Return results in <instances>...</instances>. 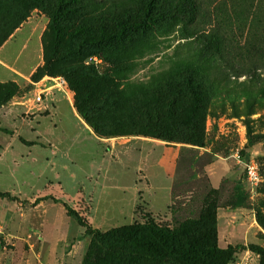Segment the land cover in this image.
<instances>
[{"label": "rangeland", "instance_id": "1", "mask_svg": "<svg viewBox=\"0 0 264 264\" xmlns=\"http://www.w3.org/2000/svg\"><path fill=\"white\" fill-rule=\"evenodd\" d=\"M197 2L200 11L194 25L199 29L217 32L221 36V60L203 55L198 41L180 39L179 18H161L158 15L160 10L170 9L169 0H160L149 14V0H31L25 3L20 0H0V37L27 11L29 16L25 21L31 19L39 22L37 30L32 29V24L26 25L4 48L1 57L9 63L17 58L19 67L27 71L37 63L39 52L43 59L44 50L52 49L53 43L58 42L59 53L64 54L63 63L90 64V58L97 57L101 59V63L91 64L99 71L118 67L113 74L119 79V85L124 88L127 98L115 105V108L104 107L102 113L92 115L97 121L108 119L120 124L136 122L144 115H133L128 113V109L133 107L136 112H140L139 109L146 100L149 104H155L149 105L151 117H156L153 113L156 107L162 112L163 118H169L173 113L164 112L167 109L164 98L169 92L172 93V103L174 100L182 102L181 107L179 104L173 106L177 111V114L173 115L176 120L185 118L189 108L192 109L191 106L199 111L197 117L204 119L202 145L147 136L178 148L176 174L171 192L172 203L165 212L152 215L145 200L148 199L153 211H162L166 206L168 194L162 189V170L166 167L161 162L165 148L158 144L152 145L153 157L160 167L150 168L152 162H147L150 158H147L146 152L148 144L141 141H132L117 148L119 158L112 162L108 159L104 163L100 157V149L88 143L89 155L75 156L74 163H69L74 167L71 174L65 172L61 168L63 165H60L46 169L40 181L36 178L37 164L29 166L25 171L17 166H11L8 171L0 165V190H19L26 193L31 192L29 187L33 185L37 192L48 191L62 196L60 190L63 188L64 192L70 194L68 197H62L65 203L72 210L81 213L90 225V222H93L94 226L98 225V228L105 230L141 221L143 214L151 215L155 220L170 226H177L185 219L197 217L204 198L215 188L218 189L216 197L221 203L217 209L220 246L239 243L263 246L264 0ZM144 20L147 21L146 24L143 23ZM115 29H123L124 34L110 40L102 39L109 30ZM39 33H42V36L38 52ZM81 41L85 44L82 51L68 54L67 48H75ZM32 74L17 80L0 76V108L21 93L26 95L23 103L13 104H22L26 108L24 117L32 120L36 108L34 102H38L32 98L36 92L42 93L43 87L49 82H58L71 91L74 103L76 92L68 87L61 74L45 75L39 79H34ZM12 82L17 84L18 90L11 96L9 90L13 88ZM34 87L37 88L32 91ZM158 91H162V94H156ZM159 94L161 95L157 96ZM16 124L20 138L33 140L31 148L46 146L40 138H35L29 132L30 121L20 126L19 121L8 119L5 122L1 119L0 129L5 131L6 126ZM97 135L108 139L130 138L134 134ZM3 138L7 136L0 134V141ZM64 140L57 139L62 143V147L66 145ZM18 146L26 148L19 141L16 142L15 148ZM123 150H127V153ZM237 152L242 161L235 158ZM249 159H254L260 168L261 179L256 184L249 182L245 174L244 162ZM91 164L94 168L101 169V176H98L99 169L94 170L92 175L88 174L86 166ZM139 166L145 173H150L151 181H155L160 189L147 192L141 188L142 194H139L136 200L138 209L136 210L135 205L133 217L131 205L136 196L134 188L150 186V180L138 171ZM56 173L59 180L55 179ZM45 179L52 182L48 181L47 184ZM56 188L60 190L57 191ZM12 194L13 199H6L16 207V211L22 208L25 202L34 205L32 201L35 196L25 200L19 199L15 192ZM98 196V209L92 213L94 198ZM238 199L242 200L241 206L230 208L229 206ZM111 200H119L121 211L108 204ZM3 210L0 203V264H63L61 260L65 252L70 256L68 264H80L90 236L84 234V228L75 218L70 219L71 225H66L65 230L71 238L76 239L69 241L66 246L55 245L58 248L54 250L49 247L46 249L45 245L43 249L39 246L31 250L30 244L36 246V243L41 242L39 236L34 234L35 230H29L26 236H13L6 225ZM79 236L81 237L78 238ZM251 254L258 258L257 254L243 250L229 264H236L244 255L246 260H249Z\"/></svg>", "mask_w": 264, "mask_h": 264}, {"label": "trees", "instance_id": "2", "mask_svg": "<svg viewBox=\"0 0 264 264\" xmlns=\"http://www.w3.org/2000/svg\"><path fill=\"white\" fill-rule=\"evenodd\" d=\"M20 1L25 3L31 0ZM159 1L149 0L148 14L149 11L153 10V6L158 5ZM169 3L170 9L167 11L162 9L158 15L161 18H179L180 39L198 41L203 55L221 60L223 58L221 36L217 32L199 29L194 25L200 11L197 0H169ZM28 16L29 12L27 11L8 32L0 37V47ZM153 19L150 18V20ZM143 23L146 24L147 21L144 20ZM121 34H124L123 29L121 31L109 30L107 34L102 36V39L110 40L112 37ZM84 46V42L81 41L80 45L77 44L75 47L78 49L68 47V54L79 53ZM62 58H64V54L59 53L58 42H54L52 49L44 50L43 63L37 66L32 77L39 79L45 75L61 74L68 87L73 88L76 92L73 98L76 110L95 133L102 136L134 134L202 145L204 119L197 117L199 111L191 106L192 109L189 108L185 118L176 120L173 115L177 114V111L173 106L179 104L181 107L182 102L174 100L172 103L170 101L172 99L171 92L164 98L167 102V109L164 112L173 113L169 118H163L162 112L156 107H154L153 112L156 117H151L149 105H153L154 102L149 104L147 100L139 109L140 112H136L133 107L128 109V113L133 115L135 113L144 115V117L141 116L136 122L130 124H120L118 121L108 119L97 121L92 118V115L97 116L96 113H102L104 107L115 108V105L126 100L127 93L119 85V79L113 74L118 67H108L99 71L91 63H63ZM11 85L13 88L9 90V95L12 96L18 90V86L13 82ZM161 92L158 91L156 94ZM113 111L111 110V112ZM27 143L31 144V142ZM217 193L218 189H211L204 198L198 216L185 219L177 226H170L155 220L151 215L143 214L141 221L101 230L92 227L81 213L72 210L64 202L67 214L75 218L78 224L84 228L85 235L90 236L80 264H229L243 250L257 254L258 264H264V245L239 243L236 245L228 244L225 247L220 246L217 209L221 203L218 202ZM0 197L13 199L9 192L3 191H0ZM45 198H36L33 204ZM54 200L60 201L56 198ZM241 203L242 200L238 199L229 207L236 208L241 206ZM137 209L138 206L136 205Z\"/></svg>", "mask_w": 264, "mask_h": 264}, {"label": "crops", "instance_id": "3", "mask_svg": "<svg viewBox=\"0 0 264 264\" xmlns=\"http://www.w3.org/2000/svg\"><path fill=\"white\" fill-rule=\"evenodd\" d=\"M28 24L33 25V30L38 29L39 22L28 19L24 21V23H22L18 28H16L15 31L10 35V37L0 47V76L12 80H17L21 77H28L34 72L37 66L43 63L42 54L39 52L42 33L38 34V61L32 67H30V69H27V71H24L22 67H19L20 65L17 62V58L13 59L12 61H10L11 63H9L7 60L2 59L1 57L4 48L9 44V42L15 39L17 35ZM56 83L58 84V82H49L46 83V85L43 87L44 90L42 92L41 100L38 102H34V106L36 108L34 110L35 116H33L32 120H27V118L24 117L23 113L26 111V108H24L22 104H13L14 102L23 103L26 95H21L20 93L19 95L13 97L11 100L2 105V107L0 108V120L3 119L5 122H7L8 119L13 120L14 122L19 121L20 126H23L26 122L30 121V124L28 125V129L30 130L29 132L31 133V135H34L35 138H40V140L45 143L46 146L42 147L38 145L39 148H31L33 140L31 138H27L26 140L20 138L21 134L18 132L19 129L17 127V124L12 126L9 125V127L6 126L5 129L7 131H4V129H0V134H5V136H7V138H3V140L1 139L0 141V165H3L4 168L8 169V171L9 169H11V166L24 168L25 171L29 166L37 164L38 168L36 178L37 181H40L46 169L55 168L60 165H63V167L61 168L64 169L65 172L67 171L68 174H71L74 167L72 168L69 163H72L74 160H76L75 156L78 157L81 155H89V147L87 145L88 143L100 149V157L102 159V163H104V161H108V159L110 162H112L114 160L116 161L119 158L120 153L117 151V148H121L122 146H125L132 141H141L148 144L146 152L147 158H150V161L147 160V162H152L150 168H154L156 166H159V162L155 161L153 157L154 146L152 145L158 144L165 148V154H163V158L161 160L162 164H164L166 167L162 170L164 177V187L162 189L163 191L167 192L168 200L166 202V206L162 211H153V209L150 207V202H148V199L145 200L148 211L152 215L159 214L160 212H165L168 206H170L172 203L171 192L174 183V176L176 174L178 148L169 144H164L161 140L156 141V139L147 136L133 135L130 138L119 137L120 139H104L99 137L95 133L93 128L88 124V122L76 110L72 101V92L66 90L65 87L61 84H58L57 86ZM36 88L37 87H34L32 91L36 90ZM36 93L38 94L39 92ZM37 94L34 98H32L33 101H36L35 98ZM60 138H63V140L65 138L64 141L66 142V145L64 147L61 146L62 143L60 144L57 141V139ZM110 140H113V142H111ZM17 141H19L21 145L25 146L26 148L22 146H18L15 148V144ZM27 142H31V144ZM107 147H109L108 151H106ZM123 151L127 153V150ZM113 154L115 157H113ZM86 169L88 171V174L92 175L94 174V170H98L99 167L94 168L91 164L89 167L86 166ZM137 169L138 171L144 173L145 177L150 180V186L148 188L146 186H136L134 188L136 196H134V200L132 201L131 205V214L133 217L135 216L134 210L137 196L139 194H142L141 188L147 190V192H155L156 190L160 189L158 186H156L155 181H153L154 183L151 181L150 173H145L140 168V166ZM98 176H101V169L98 170ZM55 179L59 180V176L57 175V173L55 175ZM45 180L47 184L48 181L52 182V180ZM58 183H60V181ZM29 189L31 192L24 193L19 190L12 192H15L19 199L28 200L30 199V197L35 196L32 203L36 198H46L40 200L34 205H30L25 202L23 204V207L19 208L18 211H16V207L12 205V203L8 199L0 197V203L4 208L3 214L5 215L4 218H6V225L12 232L13 236H26L29 230L34 229V234L39 236L38 239H41V242H38L37 240L38 243H36V246L33 245V243L30 244L31 250L37 249L39 246L41 249H43L44 245L46 249L49 247L51 250H54L58 248L56 246L60 244H65L64 246H66L69 241L76 239V237L71 238L68 231L65 230L66 225H71L70 219L73 217L67 214L66 208L63 203L65 202V199H63L62 197H68L70 194L64 192L63 188L62 190L56 188L57 191L60 190L62 196H56L54 195V193H49L48 191L37 192L34 190L33 185H31ZM3 192H9L11 195H13L9 190H4ZM54 198L60 201H55ZM99 201L100 196L94 198L92 213H95L97 211ZM108 204H111V207L116 206L118 210L121 211L119 200H111V202L109 201ZM105 209L107 210V207ZM90 223L92 227L98 228V225L94 226L93 222ZM80 237L81 236H79L78 238ZM45 242H48V244ZM246 255H244L242 259L240 257L241 260L236 264H258V258L256 255L251 254L249 260H246ZM62 258L63 259L61 260V262L63 264H68L70 256L67 252L63 254Z\"/></svg>", "mask_w": 264, "mask_h": 264}, {"label": "built area", "instance_id": "4", "mask_svg": "<svg viewBox=\"0 0 264 264\" xmlns=\"http://www.w3.org/2000/svg\"><path fill=\"white\" fill-rule=\"evenodd\" d=\"M89 62L98 64L101 63V59L97 57H92L90 58ZM41 98H42V93L39 92L35 99L39 101L41 100ZM234 156L238 161H242L241 155L238 152L235 153ZM244 170L247 180L249 182H251L252 184H256L260 181L261 179L260 168L258 166V163L254 159H249L246 162H244Z\"/></svg>", "mask_w": 264, "mask_h": 264}]
</instances>
